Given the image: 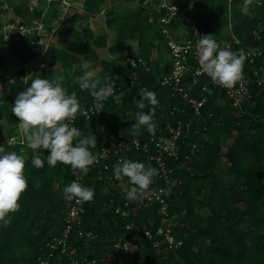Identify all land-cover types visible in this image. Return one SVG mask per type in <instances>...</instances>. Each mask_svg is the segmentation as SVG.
<instances>
[{
    "label": "trees",
    "instance_id": "trees-1",
    "mask_svg": "<svg viewBox=\"0 0 264 264\" xmlns=\"http://www.w3.org/2000/svg\"><path fill=\"white\" fill-rule=\"evenodd\" d=\"M106 1L85 0L83 12L76 10L71 15H63L61 0H39L32 11L26 0H0V19L7 9H11L14 18L25 25L31 26L32 21L44 17L48 28H57L60 46H51L46 54L61 65L63 71L60 75L64 77L62 86L68 89L69 94L76 93L81 109L95 101L88 90H81L76 83V78L87 69H74L75 54L91 63L98 78L109 76L116 80L120 88L117 96L105 105L100 115L87 120L78 113L75 119V127L82 132L80 138L96 137V147L89 149L93 155L99 153L103 146L134 140L147 142L150 133L145 126L135 136L128 134L137 112L148 113L152 107L147 101L143 109L137 106L141 99V88L155 92L159 101L153 117L155 124L165 128L166 124H176L178 121L192 123L190 132L178 142L179 159L169 161V166L174 168V183L168 214L180 218L174 226L173 236L183 244L173 251L160 254L154 242L144 237L145 230L155 232L160 226L159 204L141 209L130 218L115 213L117 206L123 207L126 202L135 205L137 201L127 200L121 188L113 189L109 185L110 177H115L113 166L117 163L111 160L107 163L108 170L103 166L91 165L84 177L87 187L94 189V198L86 203L80 228L94 232L96 238H72L78 259L105 260L113 251L116 240L136 237L140 241L137 261L142 264H264V85H259L255 77L249 76L252 95L243 104L242 114L232 108L223 92L211 88V92L202 93L196 86L192 91L193 96L198 100L206 97L207 102L200 114L195 115L191 106H186L181 98L173 95L170 88L160 84V76L171 71V61L168 59L166 39L154 18L159 14L152 7L145 6L146 0H111L117 4L138 1V9L122 13L108 11L110 18L106 21V27L116 33L115 44L109 46L107 36L95 35L88 21ZM242 5L243 0H200L190 12L186 2L179 3L183 13L191 15L198 28L207 34H217L232 23L231 37L224 40L218 37L215 40L232 43L237 39L242 46L264 47V29L260 33L262 42L253 36L262 25L260 15L264 13V0H253L251 15L242 13ZM136 39V54H127V43ZM3 44L0 34V48ZM101 48L107 49L110 56H118L125 65V71H120L115 61L101 59L97 52ZM155 50L157 60L153 59ZM230 50L236 52L237 47ZM10 52L18 61V70L8 78L1 76L0 85L9 87L10 81L17 79L11 88L20 93L31 86V82L24 83L25 66L38 57L17 35L14 36ZM129 58L145 61L149 70H133L129 66ZM2 63L3 57L0 55V66ZM261 64V58L256 60V65ZM251 66L244 59V71L250 72ZM131 74L136 76L134 82L128 78ZM37 75L49 79L56 76L45 69ZM15 100L13 94H3L0 90V130H4L3 136L6 137L19 131V121L11 111ZM231 137H235L234 140L225 145V141ZM193 146L196 151L192 153ZM222 148H225V153L221 155ZM5 151L27 154L25 176L28 188L19 201V211L10 214V225L0 226V264H40L39 259L45 254L47 244L64 228L66 210L74 199L65 200L63 188L73 182L76 175H73L69 165L58 163L50 167L47 163L48 152L42 148L36 150L43 160V167L40 168L32 164L34 153L29 147L25 151L20 146L6 147ZM150 157L143 150H134L123 159L151 165L159 172L157 164ZM222 157L229 164V178L225 180L220 176ZM124 181L128 183L126 177ZM163 185V180L157 175L153 177L150 190H157ZM150 219L154 225L150 224ZM130 223L134 225L131 234L126 229ZM57 264H72V259L63 256Z\"/></svg>",
    "mask_w": 264,
    "mask_h": 264
},
{
    "label": "built area",
    "instance_id": "built-area-1",
    "mask_svg": "<svg viewBox=\"0 0 264 264\" xmlns=\"http://www.w3.org/2000/svg\"><path fill=\"white\" fill-rule=\"evenodd\" d=\"M52 2L53 0H46ZM180 0V2H186ZM39 0H35L33 5H29L32 11L38 5ZM179 3L176 0H146L145 5L154 7L153 11L159 14L154 17L158 24L162 36L166 39L167 48L169 50V61H171V71L161 75L159 78L160 84L163 87L170 88L174 96L182 99L186 106H191L195 115L200 114L201 108L207 102V98L203 97L198 100L192 94L194 87H199L200 91L211 92L219 90L225 94V98L230 102V105L241 114L244 113L243 104L248 102L251 97L250 77L253 76L258 80L259 85H264V47L256 45L252 47L242 46L237 39L231 43H224L218 40L217 43L223 48L225 45L237 47L236 53L242 54L252 66L250 72H245L243 67V76L248 78L243 80V83H237L233 88L226 89L217 83H214L211 78L201 72L196 55V45L200 39V35L207 34L203 29L198 28L196 20L191 19V15L186 16L181 10ZM64 4V3H61ZM64 8V6L62 5ZM44 17L31 22V26L25 25L21 20L12 18L0 28V34L3 37V48L10 51L14 42V36L22 37L28 49L35 56L44 55L51 46H55V38L57 37V28H48L44 23ZM262 25L258 31L253 33V36L262 42V29H264V13L260 15ZM57 25V24H56ZM262 59L260 66L256 65V60ZM129 66L135 70L144 68L147 71L149 67L147 63L141 59H128ZM131 81L136 80L135 74L128 77ZM115 81V91L106 101L103 102L105 107L111 100L117 96V91L120 89ZM212 88V89H211ZM104 109V108H103ZM90 116V119L95 115H100L102 111L97 113L95 102L89 107H83ZM82 115V114H81ZM84 116V115H82ZM89 120L86 116H84ZM76 119V118H75ZM75 120L71 122V126L75 127ZM192 127L191 122L178 121L175 123L166 124L165 128L156 124L154 134H150L147 142L142 143L140 140H134L130 143H120L112 146H103L96 156V162L93 167H104L108 170L107 163L111 160L118 162L123 159L128 153L134 150H143L151 155V161L155 162L159 169L160 178L163 180V187L154 190L155 195L144 199L142 202L137 201L135 205H130L128 202L122 206L115 208V213L125 218L136 216L141 209H148L155 204L161 205L159 214L161 216L160 226L155 232L148 229L143 235L148 240L154 242V247L158 253H168L175 248L181 246L183 242L177 241L173 236L174 219L168 214V206L173 193V167L169 166L170 160H178V142L186 137ZM0 146L16 147L20 146L22 151L28 146L25 136L22 131L9 137H0ZM192 153L196 151V147H192ZM85 175H76L75 180L87 187L84 179ZM111 182H115V177H110ZM88 188V187H87ZM87 202H77L73 200L72 204L67 208L64 216V228L59 235L53 237L47 244V250L40 257V264H57L62 260L63 256H68L72 259V264H142L137 261L140 241L136 238L119 239L113 244V251L108 254L105 260H83L80 261L77 257V248L72 243V238L93 240L96 234L91 231H84L82 228L83 216L85 214V206ZM150 224L154 225V221L150 219ZM126 229L129 233L134 232V225L130 223Z\"/></svg>",
    "mask_w": 264,
    "mask_h": 264
},
{
    "label": "clouds",
    "instance_id": "clouds-1",
    "mask_svg": "<svg viewBox=\"0 0 264 264\" xmlns=\"http://www.w3.org/2000/svg\"><path fill=\"white\" fill-rule=\"evenodd\" d=\"M252 4L253 0H243L242 13L251 15ZM196 55L201 72L207 74L214 83L226 89L243 83L245 57L231 51L230 46L225 45L222 48L213 39L212 34L200 35ZM85 68L87 70L76 78V83L81 90L90 92L99 113L104 108L103 102L113 95L115 81L109 76L98 78L91 63L86 64ZM29 79L32 80L31 86L17 95L11 111L19 121V127L29 148L33 150L32 164L37 168L43 167V160L36 151L42 148L48 152L47 163L50 167L62 163L71 166L73 175H87L90 166L96 162V156L89 149L96 147L97 139L93 136L80 138L82 132L71 126V122L78 113L90 119L88 112L81 109L76 93L69 94L68 89L62 86V75L52 79L40 78L38 75L34 79L25 77L24 83L27 84ZM139 95L141 99L137 106L140 109L145 107V101L152 107L148 113L137 112L135 123L128 130V134H139L142 126H145L150 134H154L156 124L153 117L159 101L155 92L147 88H141ZM113 170L127 200L142 202L155 195V192L150 190V185L153 183V177L159 175V172L151 165L123 159L113 166ZM125 177L127 184L124 183ZM27 188L25 157L15 151L6 152L4 147L0 146V226L10 225V214L19 211V201ZM63 197L67 201L76 199L78 203L88 202L94 198V189L84 187L78 180H74L63 188Z\"/></svg>",
    "mask_w": 264,
    "mask_h": 264
},
{
    "label": "rangeland",
    "instance_id": "rangeland-1",
    "mask_svg": "<svg viewBox=\"0 0 264 264\" xmlns=\"http://www.w3.org/2000/svg\"><path fill=\"white\" fill-rule=\"evenodd\" d=\"M179 1L180 0H176L177 3H179ZM182 1H185V0H182ZM199 1L200 0H187L186 1V6H187V8L189 9L190 12H193L195 6L197 5V3ZM34 2H35V0H26V3L29 4V5H33ZM84 2H85V0H61L60 5H61V9L63 10V15H66V14L71 15L74 12H76V10H78L80 12H83L84 11L83 10ZM61 3H64V4H61ZM62 5L64 6V8L62 7ZM153 8L154 7H152V9ZM5 9H7V7H5ZM137 9H138V1H136L135 3L117 4V3H113L111 0H108L102 5L100 11L96 12V14H94L93 16L88 18V21H90L91 18H93V20L98 21L96 23V25L94 26V28L96 27L97 30H98L100 28L106 27V24H107L106 21L108 20V18H110V15L108 14V11L111 10L113 12L117 11V12L122 13L124 11H129V10L134 12ZM12 18H14V15H13L11 9H7V13L2 15V18L0 19V24H5L7 21H9ZM231 27H232V23H230L227 28L221 30L217 34L216 33L213 34V39H216V38L219 37L220 39L224 40L225 38L231 37L230 36L231 35ZM108 31L111 34H114L113 36H111V38L109 40L110 41V45H113L116 42V33L114 31H111V30H108ZM58 35L59 34H57V37L55 38L56 41H57V38H59ZM56 41H55V43H56ZM107 43H108V40H107ZM136 51H137V39L133 40V41H129L127 46H126L127 54H130V55L134 56L136 54ZM0 55L3 57L4 63H5V66L3 64L0 67V77L1 76L4 77V76H8V75L11 76V74L14 73L15 70L18 69L17 62L12 57L13 54L10 51L5 50L3 48V46H2L0 48ZM102 55H103V57H105L108 60L115 61V63L117 64L118 68L120 69V71H125V68H124L125 65L123 66L124 63H122L120 61V58L118 56H110L108 51H107V49H104V53H102ZM37 57H38L37 60L33 64V65H35V68L33 70H32V68L29 69V72H28L29 77H35L38 69L41 70L43 67H46L45 63H43L42 61H44V57L45 58L48 57L47 54L45 53L44 55L37 56ZM153 59L154 60L158 59V53H157L156 50L153 53ZM168 59H169V57H168ZM86 64H88V63L85 62L81 56L77 55L75 67L77 69H83ZM37 66H38V68H37ZM3 67H4V70H3ZM58 72H60V69L58 70ZM16 81H17V79L11 80L10 81V83H11L10 86L8 88L4 89V90H2L3 88L1 86L0 89L3 91V94H13L15 97H17V95L19 93L17 92V90L11 88V85L12 84L14 85L16 83ZM224 102L225 101L223 100V103ZM19 130H20V128H19ZM2 131H4V130H2ZM2 131L0 130V137H4L3 136L4 134H3ZM234 138L235 137H231V138L227 139L225 141V145H229L234 140ZM224 153H225V148H222L221 155L224 154ZM23 156L26 158L27 154L24 153ZM221 159H222V168H221V171H220V176H221L222 179L225 180V179L229 178V174H228V172H229V164L226 163V161H225V159H223V157ZM124 183L127 184L125 181H124ZM109 185H111L113 189H117L116 187H118L119 189L121 188L120 187V181H118V182H109ZM176 217L177 216H173V219L175 220ZM179 219L177 217L176 223L173 222L174 226L179 222L178 221Z\"/></svg>",
    "mask_w": 264,
    "mask_h": 264
},
{
    "label": "crops",
    "instance_id": "crops-1",
    "mask_svg": "<svg viewBox=\"0 0 264 264\" xmlns=\"http://www.w3.org/2000/svg\"><path fill=\"white\" fill-rule=\"evenodd\" d=\"M98 21H96V20H93V18H91L90 19V21H89V25H90V28L92 29V31L94 32V34L95 35H101V34H105L106 36H107V40H108V45L109 46H111L110 45V38H111V36H113L114 34H111V33H109V31H108V29H107V27H103V28H100V29H98L97 30V28L95 29L94 28V26L96 25V23H97ZM106 28V29H105ZM101 31V32H100ZM56 41V40H55ZM59 42H60V40H59V38H57V41H56V43H55V47H59L60 45H59ZM128 44V43H127ZM98 54H99V56L101 57V59H106L105 57H103V55H102V53H104V49L103 48H101V49H99L98 51ZM75 56V63H74V69L75 70H83V69H86L85 67L83 68V69H77L76 67H75V64H76V59H77V54H75L74 55ZM12 57L15 59V61L17 62V66H18V61H17V59L14 57V55H12ZM40 59V58H39ZM37 59H35V60H33L31 63H29V64H27L26 66H25V77H29V75H28V72H29V69L30 68H32V70L35 68V65H33L34 63H35V61H36ZM46 61V62H45ZM43 63H45V66L46 67H43L41 70H43V69H45L46 71H50V72H53L56 76H58V75H60L61 73H62V68H61V65L59 64V62L58 61H55L54 59H52V58H50V56H48L47 58H45L44 57V61H42ZM4 64V66H5V63H4V60H3V63H2V65ZM1 65V66H2ZM0 66V67H1ZM49 66V67H48ZM37 68H38V66H37ZM60 69V72H58V70ZM3 70H4V67H3ZM18 70V69H17ZM17 70H15V72L17 71ZM41 70H37V73H36V75H35V77L37 76V74L41 71ZM11 74V73H10ZM13 74V73H12ZM11 74V75H12ZM10 75H8V76H4V78H8ZM35 77H32V79H34ZM29 82H32V80L31 79H29L28 80V83ZM11 84V83H10ZM13 85V84H12ZM2 86V90H4V89H6V88H8L7 86H4V85H0V87ZM1 90V89H0ZM2 93H3V91H2ZM2 125L3 126H6V124H4V123H2ZM20 128V127H19ZM21 130V129H20ZM22 131V130H21Z\"/></svg>",
    "mask_w": 264,
    "mask_h": 264
}]
</instances>
